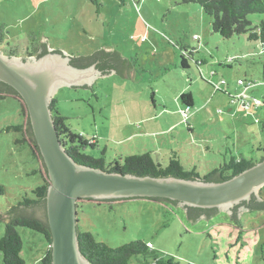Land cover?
<instances>
[{
  "label": "rangeland",
  "instance_id": "rangeland-1",
  "mask_svg": "<svg viewBox=\"0 0 264 264\" xmlns=\"http://www.w3.org/2000/svg\"><path fill=\"white\" fill-rule=\"evenodd\" d=\"M0 0V51L25 54L48 42L51 51L90 57L110 44L136 75L107 76L91 89L56 94L70 130L95 143L84 152L107 165L150 153L167 167L177 158L200 178L246 158L264 156V55L248 34L223 39L191 0ZM253 27L264 15H250ZM4 48V49H3ZM183 94L192 96L189 107ZM249 105L245 109L242 102ZM189 102V100L187 101ZM178 108V111H177ZM180 109V111H179ZM21 105L0 98V215L42 185L41 164L23 134ZM264 201V188L258 191ZM105 201V202H104ZM101 202V203H99ZM78 226L111 248L143 241L180 264H264V211L241 222L220 212L193 223L180 207L146 198L80 201ZM25 264H42L44 236L19 227ZM6 222L0 220V240ZM152 263L134 258L132 264ZM0 264H4L0 252Z\"/></svg>",
  "mask_w": 264,
  "mask_h": 264
},
{
  "label": "water",
  "instance_id": "water-1",
  "mask_svg": "<svg viewBox=\"0 0 264 264\" xmlns=\"http://www.w3.org/2000/svg\"><path fill=\"white\" fill-rule=\"evenodd\" d=\"M43 45L48 47V42L43 41ZM97 57L110 63L113 70L102 76L95 65L79 68L71 63V59L84 62ZM112 75L126 78L136 74L130 62L110 44L90 57H69L50 51L42 57L20 58L0 51V81L16 90L25 101L50 179L47 218L52 234V264H91L79 246L77 208L81 200L163 198L177 201L181 206L216 208L231 217L237 205L249 202L253 196L264 202L258 194L264 188V160L219 183L108 173L76 163L60 141L50 105L62 87L91 89L95 80ZM247 210L238 208L240 222L241 214ZM215 216L191 221L194 224L200 220L210 221ZM5 217L0 215V220L5 222ZM36 217L43 218L40 212Z\"/></svg>",
  "mask_w": 264,
  "mask_h": 264
},
{
  "label": "trees",
  "instance_id": "trees-1",
  "mask_svg": "<svg viewBox=\"0 0 264 264\" xmlns=\"http://www.w3.org/2000/svg\"><path fill=\"white\" fill-rule=\"evenodd\" d=\"M91 1L100 5L99 0ZM191 1L199 4L203 11L212 18L213 30L216 34H219L223 39H231L234 36L248 34V40L260 43L262 54L264 55V21L258 26L253 27L252 22L249 20L250 15H264V0ZM2 35L5 36L3 28L0 26V39L3 42L4 39ZM38 51L39 49L36 47L32 51L33 54L30 55L37 54ZM9 53L11 57H16L18 55L12 50ZM45 54H47L46 51L39 54L38 57H42ZM90 60L92 59H89V61L81 66L75 63L72 64L79 68H87L93 63V61ZM7 97H12L20 102L21 114L24 118L22 125L9 127L8 131L13 129L16 132L23 134L24 138L17 143L25 142L28 144L33 157L41 164L40 172L42 174L43 182L41 186L32 191L34 198H25L20 201L17 206H14L7 212L4 219L6 222V231L0 240V252L3 256L4 264H25V261L21 256L23 242L17 229L19 227L27 228L44 236L48 243V249L45 256L41 259V263L52 264V234L47 218V194L50 186L48 171L33 133L29 111L25 101L16 90L0 81V98L4 99ZM181 98L188 106L193 104L192 96L190 94H183ZM188 100L191 104L187 102ZM50 108L53 113V120L60 141L66 152L76 163L89 168L102 170L108 173L135 175L139 177L150 176L154 178H179L186 180L200 179L204 182L219 183L243 173L258 163L257 161L246 158H241L239 160L232 159L229 164L213 170L202 179L197 173V169L191 171L185 170L177 158L171 159L169 165L164 167L157 164L150 153L128 157L125 159L124 163L116 161L115 163L107 165L104 158L97 159L85 154L84 151L88 147L94 148L95 143L85 140L82 136L75 134L70 130L66 124L67 118L60 113L58 109V101L55 98L53 99ZM263 160L264 156L261 158L260 162ZM146 199L170 206H178L179 203L177 201L163 198ZM81 201L94 202L90 199ZM243 205L249 210L264 211V202H259L255 196L252 197L250 202H243ZM239 207L240 206L233 210L234 217H232L233 219H236L237 222H240L237 214ZM37 212H40L43 218H37ZM192 212H208V215L211 216L217 215V213L221 211L216 208L201 209L191 207V214ZM78 239L81 253L91 264H132L133 259L139 257L152 259V263L146 262L145 264H180L174 257L153 250V247L149 246L151 243H145L143 241H136L118 248H111L105 243L97 241L91 232L82 231L79 226Z\"/></svg>",
  "mask_w": 264,
  "mask_h": 264
},
{
  "label": "flooded vegetation",
  "instance_id": "flooded-vegetation-1",
  "mask_svg": "<svg viewBox=\"0 0 264 264\" xmlns=\"http://www.w3.org/2000/svg\"><path fill=\"white\" fill-rule=\"evenodd\" d=\"M3 37V42L1 41L0 39V48H2V46H4L3 44L5 43L6 39H5V36L2 35ZM4 49V48H3ZM39 51L37 52V54H34V55H30V54H33L32 52H29L28 54H25L27 57H24V58H29V57H38L39 54H42L44 53V51H46L47 53L51 51L50 48H48L46 45H43V46H40L39 48ZM4 53V51H2ZM54 52H58V53H63V52H60V51H54ZM30 55V56H29ZM87 61H84V62H81L77 59H71V63H75L79 66L85 64ZM96 67L97 70H99L102 74V76L106 75L107 73H109L108 71H111L113 70V68H111V64L110 63H107L104 59L100 58V57H97L95 60H93V63L91 66H94ZM256 198V196H255ZM257 199V198H256ZM251 201V200H250ZM249 201V202H250ZM178 205L180 206V208L185 211L189 217L190 220H194V221H197L199 219H209L210 217H212L213 215H208V212H203V213H195V212H192L191 214V207H188V206H181L179 203ZM242 205V206H241ZM237 206H240V207H244L243 205V202L240 203L239 205ZM236 207V206H235ZM234 207V208H235ZM192 216V218H191Z\"/></svg>",
  "mask_w": 264,
  "mask_h": 264
},
{
  "label": "built area",
  "instance_id": "built-area-1",
  "mask_svg": "<svg viewBox=\"0 0 264 264\" xmlns=\"http://www.w3.org/2000/svg\"><path fill=\"white\" fill-rule=\"evenodd\" d=\"M242 105H243V107H244L245 109H249V105H248L245 101L242 102ZM93 142H94V141H93ZM149 246H150V247H153L152 244H149Z\"/></svg>",
  "mask_w": 264,
  "mask_h": 264
},
{
  "label": "crops",
  "instance_id": "crops-1",
  "mask_svg": "<svg viewBox=\"0 0 264 264\" xmlns=\"http://www.w3.org/2000/svg\"><path fill=\"white\" fill-rule=\"evenodd\" d=\"M190 104H191V102H189ZM188 106V105H187ZM190 107V106H189ZM177 111H178V108H177ZM179 111H180V109H179Z\"/></svg>",
  "mask_w": 264,
  "mask_h": 264
}]
</instances>
